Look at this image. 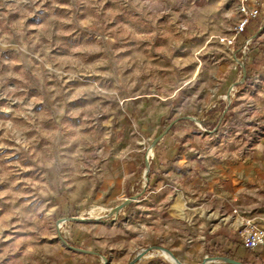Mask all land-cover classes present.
Masks as SVG:
<instances>
[{"label":"rangeland","instance_id":"obj_1","mask_svg":"<svg viewBox=\"0 0 264 264\" xmlns=\"http://www.w3.org/2000/svg\"><path fill=\"white\" fill-rule=\"evenodd\" d=\"M259 165L264 0H0V264H231Z\"/></svg>","mask_w":264,"mask_h":264},{"label":"crops","instance_id":"obj_2","mask_svg":"<svg viewBox=\"0 0 264 264\" xmlns=\"http://www.w3.org/2000/svg\"><path fill=\"white\" fill-rule=\"evenodd\" d=\"M251 167V166H249ZM258 167H261L262 169L264 168L262 165H259ZM250 171L255 170V166L254 164L252 165L251 168H249ZM237 171L238 168L236 166H232L230 167V169L225 170L224 172H222L219 176H215L218 177L217 179L211 178V183L209 185H211L210 190L214 191V186L215 185H220L222 187V192L221 193H215V196L222 202V204L220 205L222 210H225L226 212H232V209H235L237 211V197L238 195L235 193H231L229 190L233 187L234 184H236L235 182V178L237 176ZM217 180V181H216ZM249 183L253 184L254 181L252 180V182L249 180ZM136 183H134L135 185ZM239 227V222L232 220L231 224H229L228 228H233V229H237ZM221 229V230H220ZM215 233L213 234L212 232H208L207 235L205 237L207 238V242H211L214 243L216 242V236L217 235H226L229 236L233 239L232 234L228 233V232H224L222 231L221 226L219 225L218 228L215 229ZM209 235H213V236H209Z\"/></svg>","mask_w":264,"mask_h":264},{"label":"trees","instance_id":"obj_3","mask_svg":"<svg viewBox=\"0 0 264 264\" xmlns=\"http://www.w3.org/2000/svg\"><path fill=\"white\" fill-rule=\"evenodd\" d=\"M245 31L246 28L243 32ZM207 254L211 257L227 259L231 264H263L253 251L226 235H217L214 244L207 242Z\"/></svg>","mask_w":264,"mask_h":264},{"label":"built area","instance_id":"obj_4","mask_svg":"<svg viewBox=\"0 0 264 264\" xmlns=\"http://www.w3.org/2000/svg\"><path fill=\"white\" fill-rule=\"evenodd\" d=\"M257 14L258 11L256 10L252 17L255 18ZM248 21L246 20L240 25L237 34L244 30ZM237 236L241 245L251 251L264 246V219L258 222L252 218H244L237 230Z\"/></svg>","mask_w":264,"mask_h":264},{"label":"bare ground","instance_id":"obj_5","mask_svg":"<svg viewBox=\"0 0 264 264\" xmlns=\"http://www.w3.org/2000/svg\"><path fill=\"white\" fill-rule=\"evenodd\" d=\"M150 156H154L155 155V151H154V146H151L150 147ZM110 212H115L116 211V209H111V210H109ZM164 255L166 256V258L167 259H169L170 261H173L174 263H176V264H178L177 262H176V260L168 253V252H164ZM208 263H210V261H206V264H208Z\"/></svg>","mask_w":264,"mask_h":264}]
</instances>
